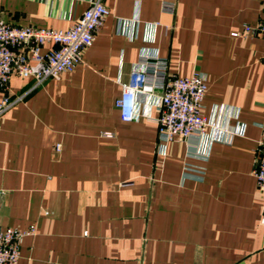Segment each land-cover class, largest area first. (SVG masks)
I'll use <instances>...</instances> for the list:
<instances>
[{"label": "crops", "instance_id": "1", "mask_svg": "<svg viewBox=\"0 0 264 264\" xmlns=\"http://www.w3.org/2000/svg\"><path fill=\"white\" fill-rule=\"evenodd\" d=\"M94 0H0L16 26L67 30ZM109 9L72 73L35 87L13 76L0 115V228H37L19 264H264V202L253 177L264 131L262 0H102ZM165 3L174 4L166 12ZM52 48L46 46L45 51ZM207 80L216 128L161 152L162 92L116 101L142 56ZM60 151L57 150V146ZM186 166L205 168L185 178Z\"/></svg>", "mask_w": 264, "mask_h": 264}, {"label": "built area", "instance_id": "2", "mask_svg": "<svg viewBox=\"0 0 264 264\" xmlns=\"http://www.w3.org/2000/svg\"><path fill=\"white\" fill-rule=\"evenodd\" d=\"M166 12H174L175 5L165 3ZM263 18L255 26H245V34L264 36ZM109 9L102 0H94L83 15L67 30L16 26L5 22L0 15V90H8L13 76L22 80L33 79L35 88L49 79H58L63 74L74 72L83 63V56L109 16ZM52 48L45 51L46 46ZM140 68L132 72L131 81L124 86L123 94L116 101L124 122L137 119L136 107L141 95L156 90L162 92L160 102L159 141L161 152L177 140L201 137L215 124L204 116V102L208 93L205 76L196 72L190 77H178L169 72V62L158 55L142 56ZM18 100L5 97L0 103V115L10 109ZM60 145L57 150L60 151ZM205 168L186 166L185 178L203 180ZM253 177L264 202V131L259 144ZM6 191L0 188V209ZM37 234V228H0V264H19L21 247L28 237Z\"/></svg>", "mask_w": 264, "mask_h": 264}]
</instances>
